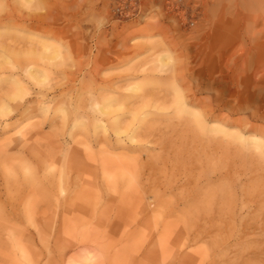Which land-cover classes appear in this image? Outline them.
I'll list each match as a JSON object with an SVG mask.
<instances>
[{
    "label": "rangeland",
    "instance_id": "obj_1",
    "mask_svg": "<svg viewBox=\"0 0 264 264\" xmlns=\"http://www.w3.org/2000/svg\"><path fill=\"white\" fill-rule=\"evenodd\" d=\"M0 264H264V0H0Z\"/></svg>",
    "mask_w": 264,
    "mask_h": 264
},
{
    "label": "bare ground",
    "instance_id": "obj_2",
    "mask_svg": "<svg viewBox=\"0 0 264 264\" xmlns=\"http://www.w3.org/2000/svg\"><path fill=\"white\" fill-rule=\"evenodd\" d=\"M208 1H209V0H208ZM209 5H210V4H209ZM207 12H208V11H207ZM13 15H14V14H13ZM10 16H11V15H10ZM2 17H4V16H2ZM5 17H6V16H5ZM12 17H13V16H12ZM19 17H20V16H19ZM22 17H23V16H22ZM9 18H10V17H9ZM13 18H14V17H13ZM32 18H33V17H32ZM35 18H36V17H35ZM1 19H2V18H1ZM10 19H11V18H10ZM15 19H16V18H15ZM5 20H6V18H5ZM176 78H177V77H176ZM176 78H175V79H176ZM146 97H147V96H146ZM133 99H135L136 102L140 101V103H141V102H142V103H143V102L147 103V102H146V99H147V98L145 99V96H142V97L139 96V97H135V98H133ZM147 101H148V100H147ZM149 102H150V101H149ZM149 102H148V103H149ZM178 104L180 105V107L183 106V100H182V98H181L180 96H179V98H178ZM141 105H142V104H141ZM146 105H148V104H146ZM136 108H137V107H136ZM138 108H139V106H138ZM142 108H143V107H142ZM182 108H183V107H182ZM139 112H140V110L138 111V109H137V113H136V114L138 115ZM136 114H135V116H136ZM116 127H117V126H116ZM119 130H120V129H119ZM137 133H138V132H136V133L134 132V134H137ZM95 176H96V175H95Z\"/></svg>",
    "mask_w": 264,
    "mask_h": 264
}]
</instances>
